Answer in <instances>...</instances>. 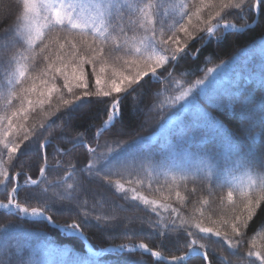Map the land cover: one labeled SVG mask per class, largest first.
Segmentation results:
<instances>
[{"label": "trees", "instance_id": "16d2710c", "mask_svg": "<svg viewBox=\"0 0 264 264\" xmlns=\"http://www.w3.org/2000/svg\"><path fill=\"white\" fill-rule=\"evenodd\" d=\"M0 1V113L22 115L11 119L15 124L6 142L0 139L1 202H8L13 189L21 186L19 205L42 210L59 226L76 224L97 250L145 243L168 258L198 248L209 264H264L255 255L247 256L250 250L264 254V0L258 14L257 0H243L239 8L223 11L228 0H153L184 5L177 15L163 16L155 25L164 32L163 39L176 33L179 24L187 26L190 38L179 33L180 47L187 39L182 53L175 51V44L166 48L155 40L145 50L151 33L129 23L137 16H127L128 4L116 0L106 18L110 35L100 44L102 59L83 64L69 55L70 45L61 37L76 43L85 60L91 53L81 41L95 47L103 38L87 30L49 25L30 44L20 29L25 0ZM129 3L143 6L148 0ZM256 19L244 31L219 28L211 37L206 34L207 27L223 23L245 27ZM135 48H141L143 56ZM153 50L167 57L155 71L159 78L149 76L124 97L119 118L98 139L112 104L139 80L118 93L96 96V73L103 66L101 79L108 80L113 69L128 74L123 60L148 56L154 65ZM18 65L24 66L25 76L13 82ZM73 69L83 71L87 88L77 87V82H70L71 92L65 87L63 73L69 75ZM215 70L216 79L201 88L202 80ZM100 88L108 91L103 82ZM21 89L32 91L25 96ZM135 100L145 112H135ZM25 135L29 138L24 141ZM14 144L20 147L10 152ZM45 165L49 167L43 179L28 186L30 180H38ZM125 190L165 207L157 211L140 205ZM250 201L253 218L241 227L245 237L239 239L233 224L247 220ZM112 208L118 210L116 217ZM121 215L134 220L126 223ZM0 264L166 263L141 252L95 257L79 237L67 236L46 221L0 211ZM185 264L208 262L193 256Z\"/></svg>", "mask_w": 264, "mask_h": 264}, {"label": "snow or ice", "instance_id": "6c2138e0", "mask_svg": "<svg viewBox=\"0 0 264 264\" xmlns=\"http://www.w3.org/2000/svg\"><path fill=\"white\" fill-rule=\"evenodd\" d=\"M114 0H97L96 3H93L90 7L94 10L95 16L90 17L89 20L84 21L83 24L77 23V19L79 18V14L77 13V9L81 8L82 5L75 4V3H66L65 0H51V2L46 3L43 5V7L47 10L49 15L45 17V19L48 20L49 24L52 25V27L61 26L65 29H67L69 26L72 29H85L88 27L92 28V33L95 37L103 38V40L100 41V43L96 44L95 47H93V44L88 43L86 39H83L81 41L82 46L86 45L88 51L91 53V59L85 60L84 57L80 55V53L77 51V45L71 40H67L66 37H61V39L65 40L70 45V52L69 55L73 58H77L80 60V62L83 63H94L98 62L100 59H102V54L104 52V49L100 46L105 41V37L110 35L109 32V24L107 22L106 16L111 14L112 7H113ZM125 3L128 4V8L126 9L127 16L128 15H136L137 20L136 21H129V23L138 25L141 28H144L146 32H150L151 35H149L146 38V43H144L143 47L145 50L148 49L149 41L155 40L158 41L160 44L165 46L166 48H170L172 44L177 45L175 48V51L179 52L181 51L186 43L187 39L185 40L184 47H180L181 40L179 37V33H184L186 38L191 37V33L188 32V28L185 24H179V28L177 29L176 33H173L172 35L168 36L167 39H163L162 37L165 35L162 29L159 26V29L155 27V25H159V21L163 16H175L180 12L181 8H184L183 4L180 5H167V2L164 3H154L153 0H148L147 4H144L143 6L140 5V3L137 5L135 3H129V0H125ZM241 3H243V0H228L227 3H223L221 7V11H223L226 8L230 7H236L239 8ZM119 7V5H117ZM200 9L197 8L196 12L199 13ZM221 12H217L216 16L218 17ZM76 14V15H74ZM181 15L189 16L188 12L180 13ZM125 13H121V16H124ZM155 17L154 19L152 17ZM123 31V28L120 29ZM209 33L213 31L212 27H207L206 29ZM158 33L161 38H158ZM83 34V33H82ZM39 30H37V36H39ZM171 42V43H170ZM29 43H32V40L29 39ZM95 43V41H94ZM126 43V42H125ZM60 48H64V43H60ZM120 46V45H119ZM118 46V47H119ZM97 49H99V52L101 55H98ZM134 52L136 54L143 53L141 48H135ZM143 56V55H140ZM152 57L148 56L144 60H123L122 67H126L128 74H125L121 71L113 70L112 75L108 78V80L103 81L104 87L108 88V91H104L102 88H100V85L102 83L101 76L105 71V68L101 66L99 72L96 73V85L98 88V91L94 93L96 96H109L112 92L118 93L123 90L124 87L137 82L142 77L147 75L149 72H155L157 68L162 66L167 61V57L160 56L158 59L155 60L154 65L151 63ZM49 68L53 69L55 72H60L61 69L54 68L53 65L49 64ZM135 69V71H132ZM64 75V81H65V87L68 88V90L71 92L72 87L69 80V75L65 72ZM19 76L24 77L25 76V69L23 66L20 68ZM71 80L77 81V87H84L87 88V84L84 81V74L81 70L79 74H77L76 70L73 69L71 74ZM200 83V81H198ZM123 85V87H122ZM21 91L25 94V96L32 91V89H21ZM47 91L50 93L52 91L51 88H48ZM41 95H44V93H41ZM83 95H89L88 91H84ZM79 97H77L78 99ZM183 97H180L182 99ZM33 103L32 100H28V104L31 105ZM43 103V101H41ZM65 104L70 103V101H65ZM23 110V109H22ZM17 113H13V115H16ZM12 124L9 123V130H11ZM33 135V134H32ZM29 138V135L24 136V141ZM19 145H13L9 151L10 152H16L19 148ZM40 172L43 173L44 169L41 168ZM31 183H36L35 180H32ZM15 191V188L13 189ZM232 193H228V198L232 199ZM147 203V201H146ZM2 206H12V200H9V203L7 205ZM253 203L250 201L248 205H246V210L248 212V218L247 220H241L240 224H233V230L237 233L239 239H243L245 237V233L241 232V227L248 224V222L253 218ZM21 212L29 213V210L27 208H20ZM38 212L37 209H32L31 214L36 215ZM235 219L240 220V217H236ZM197 227H199L197 225ZM200 231L203 233H211V228H200ZM191 235V234H189ZM215 235L219 237L221 235L220 232H216ZM192 243H195L193 241ZM140 247H144L141 245ZM255 255L258 259L261 261H264V254L262 253H253V251H248L247 256L252 257Z\"/></svg>", "mask_w": 264, "mask_h": 264}, {"label": "rangeland", "instance_id": "374dc122", "mask_svg": "<svg viewBox=\"0 0 264 264\" xmlns=\"http://www.w3.org/2000/svg\"><path fill=\"white\" fill-rule=\"evenodd\" d=\"M114 1H116V0H114ZM25 2H26V6H27L26 7V13L24 15L23 22L21 24L20 29H22L21 31H22V34H23L22 35L23 39H25L27 42H29V39H31L32 43H34L39 38V36L41 35L42 31L47 26L50 25L48 20L45 19V17H47L49 15V13L43 7V5L46 4V3L51 2V0H25ZM65 2L66 3H75V4H79V5L83 6L82 9L81 8L77 9V13L79 14V18L76 21L77 23L83 24L84 21L89 20L90 17H94L95 16V12L90 6L93 3H96L97 0H65ZM0 3H1V1H0ZM74 15H76V14H74ZM106 18H107V16H106ZM213 29H215V28H213ZM37 30H39V33H40L39 36H37ZM83 30H87V31H91L92 32V28L91 27L85 28ZM153 52H154V55L157 56V58H155V59H158L160 56H163L162 54L157 53L154 50H153ZM22 66L23 65H18L16 67L14 77H12V81L13 82L21 79V77L19 76V71H20V68ZM23 68H24V66H23ZM75 70H76L77 74H79L80 71H78L77 69H75ZM113 70H115V69H113ZM72 71L69 72V80H70L71 83H76L77 81L71 80ZM217 73H218V71L215 70V71H212L208 76H206L202 80V82L200 83L201 84V88H204L208 84L212 83L216 79ZM101 80H102V82L106 81L105 79H101ZM10 83H11V81H10ZM3 105H4V107L8 106V104L5 103V102H3ZM134 107H135V112L143 113V112L146 111V109L143 108V106L140 104V102L138 100L134 101ZM16 113L17 114L13 115L12 117L7 116V114H5V113H2V114L0 113V139L4 143L6 142L8 134H9V123L11 122L12 127H13L14 124H15V122H13L15 120V118L17 119L19 116H22L20 114V111L16 112ZM154 137H157V135L154 136ZM125 191H127V190H125ZM130 193L128 192L129 196L133 200H136L137 203L140 204V205H146V206H148V207H150L152 209H155L157 211H159V210L161 211V210H163V207H165L163 204L159 203L155 199H152V198H150V197H148L146 195H143L141 193L139 194L137 192L134 193L133 190H131ZM146 201H147V203H146ZM81 203H84V202H81ZM117 211L118 210L112 208V210H111L112 217H116L115 215H116ZM120 217L124 218L126 223H130V222H132L134 220V219L127 218L124 215L123 216L121 215ZM173 219L174 218H171L168 221L173 220ZM161 221L165 222L164 219H161Z\"/></svg>", "mask_w": 264, "mask_h": 264}, {"label": "water", "instance_id": "95a60500", "mask_svg": "<svg viewBox=\"0 0 264 264\" xmlns=\"http://www.w3.org/2000/svg\"><path fill=\"white\" fill-rule=\"evenodd\" d=\"M254 24H255V23H253V25H254ZM253 25H252V26H253ZM249 27H250V26L245 27V28H239V30H245L246 28H249ZM147 76H148V75H147ZM147 76H145L140 82H138V83H137L135 86H133L128 92H126V93L121 97V99H122L123 97H125L126 95H128L129 93L133 92L138 86H140L141 83L147 78ZM110 125H111V124L105 126V127L103 128L102 131L106 130ZM46 167H47V166L44 167V172H45V170H46ZM44 172L42 173V175H44ZM37 183H38V182H36L35 184H37ZM35 184H34V185H35ZM11 200H12V205H13V198H11ZM3 205H6V204H3ZM11 208H12V206L7 207V206H2V204H0V210H1V211L11 212ZM14 213H15V212H14ZM46 220H48V221L50 222L51 226H53V227H55V228H59V227H58V226H57L52 220L48 219L47 216H46ZM84 241H85V243H86L87 245H89V243H88L87 240H84ZM144 249H145V247H140V246H139V248L135 249V251H136V250H144ZM148 253L154 256L153 251L149 250ZM159 258H160L162 261H164V262H166V263H168V264H176V263H180V262H182V261L185 260V259H188L189 256H185L184 258H182V259H180V260H177V261H171V260H169V259H163V258H161V257H159Z\"/></svg>", "mask_w": 264, "mask_h": 264}, {"label": "bare ground", "instance_id": "6f19581e", "mask_svg": "<svg viewBox=\"0 0 264 264\" xmlns=\"http://www.w3.org/2000/svg\"><path fill=\"white\" fill-rule=\"evenodd\" d=\"M14 207V209L16 208V209H19L20 210V208H18V207H16V206H13ZM42 214H40V213H37V215L36 216H41Z\"/></svg>", "mask_w": 264, "mask_h": 264}]
</instances>
